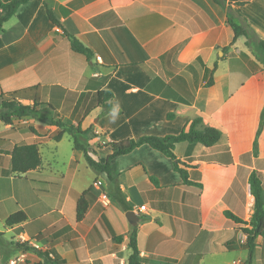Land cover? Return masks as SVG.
I'll use <instances>...</instances> for the list:
<instances>
[{
	"label": "crops",
	"instance_id": "crops-1",
	"mask_svg": "<svg viewBox=\"0 0 264 264\" xmlns=\"http://www.w3.org/2000/svg\"><path fill=\"white\" fill-rule=\"evenodd\" d=\"M44 1L91 48L92 61L72 50ZM228 3L264 40V0ZM5 29L0 93L41 86L55 106V118L77 124L83 117L84 136L102 163L112 152L108 142L179 134L197 116L223 135L211 147L176 145L182 167L201 189L185 185L173 160L148 144L116 157L118 183L130 205L125 210L114 200L106 175L88 164L70 134L73 149L62 158L60 144L68 133L56 141L50 136L57 127L42 120H0V264L22 254L25 261L18 264L41 263L45 254L56 257V264H129L134 229L140 264H248L247 236L225 212L253 219L250 176L258 171L264 178V124L254 154L264 110V68L244 37L232 44L234 30L221 5L214 0H30ZM244 53L258 67L250 75L238 68L241 63V70L249 69ZM236 58L241 59L234 70ZM216 63L214 83L206 86V69ZM99 88L114 93L112 107L120 108L115 122L110 111L101 114V107L89 113L79 107ZM22 143H37L42 156L41 165L26 174L12 171V150ZM85 190L91 192L89 204L78 221L77 198ZM101 192L109 197L105 203ZM18 211L27 214L26 221L7 225ZM128 211L138 216L136 224ZM251 259L264 264V237L257 238Z\"/></svg>",
	"mask_w": 264,
	"mask_h": 264
},
{
	"label": "trees",
	"instance_id": "trees-1",
	"mask_svg": "<svg viewBox=\"0 0 264 264\" xmlns=\"http://www.w3.org/2000/svg\"><path fill=\"white\" fill-rule=\"evenodd\" d=\"M30 0H0V33L5 32V23L11 19L17 9L24 3ZM221 5L226 11L228 23L234 30V44L238 38L244 37L245 44L251 51L255 59L263 65L264 68V40L261 39L255 30L250 26L246 19L240 18L233 10L231 3L228 0H214ZM246 1H240L239 3H245ZM47 9V13L52 22L63 29L66 37L69 39L71 48L73 51L81 53L86 56L88 61H92L94 58V52L85 45L77 36L71 34L56 17L53 9L48 6L44 1ZM241 65V63H240ZM217 68V63L213 69H206L209 79L206 86H210L214 83L213 73ZM251 71H247V75L252 74L258 69L256 63L252 67ZM246 70V69H242ZM70 94V92H69ZM72 94H77L71 92ZM7 96H11L7 98ZM114 98V93L108 89H98L95 93L87 94L84 103H80L81 109L84 108V112L89 113L96 107H101V114H105L112 109L111 101ZM21 99L31 100L32 103H22ZM41 106L49 107L44 115H41L45 110H40ZM54 104L48 101L46 94L42 95L41 86H33L22 90L1 92L0 93V120L7 124H13L15 118H38L47 124L54 125L57 130L50 136L56 141H60L65 133L71 135L74 146L84 151L85 158L88 164L98 173L105 174L108 182L113 186L112 196L122 208L125 210L130 209L124 193L122 192L118 183V167L114 159L120 155L130 153L134 149L144 144L150 145L152 148L157 149L170 157L173 160L175 169L181 174L185 185H198L200 189L202 184L195 183L190 180L189 173L186 168L182 167V160H180L175 154L176 145L180 142H199L207 147H211L216 144L222 137L223 132L220 128L207 125L204 123L202 116L193 118L187 126L179 134H168L165 136L157 135H143L138 138H127L118 141L108 142L105 145L111 146L112 152L109 154L105 163L100 162L94 158L96 150L87 142L84 134L86 130L82 128L83 117H77V124L66 123L62 118H53ZM170 115V117H172ZM264 124V110L261 118L260 129L257 133V138L254 143V154L258 152V135ZM12 171L18 174L30 173V171L37 169L42 163V156L40 148L37 143H22L16 145L11 153ZM250 183L252 187V193L255 201L253 205V219L248 222L238 216L234 215L231 211L227 210L225 213L228 217L234 219L239 223L241 230L247 236V243L250 249V258L248 264H251V258L254 249L257 245V238L264 237V199H263V174L258 171H253L250 176ZM90 190H85L77 198V220H81L87 211L89 204ZM27 214L24 211H18L10 215L7 220V225H14L26 221ZM130 247L133 252L130 256L129 264H140V251L137 243V231L134 229L130 233ZM56 257L50 258L45 254L44 261L38 264H56Z\"/></svg>",
	"mask_w": 264,
	"mask_h": 264
},
{
	"label": "rangeland",
	"instance_id": "rangeland-1",
	"mask_svg": "<svg viewBox=\"0 0 264 264\" xmlns=\"http://www.w3.org/2000/svg\"><path fill=\"white\" fill-rule=\"evenodd\" d=\"M241 58H243L244 60H246L247 61V63L249 64V69H246V70H241L240 69V67H241V65L239 64V66L238 65H236L239 61H240V59ZM241 58H239V59H235L236 60V62L234 63V70L235 69H238L239 68V71L241 72H246L247 73V71H250V69L252 70L253 68V61L250 59L251 57H249V55H247V54H242L241 55ZM238 61V62H237ZM236 66H238V68H236ZM9 97H11V96H7V98H9ZM22 102V101H21ZM23 103V102H22ZM26 103H31V100H28L27 99V102ZM40 110H45L41 115H44L47 111L49 112V107H47V106H41L40 107ZM53 118H55V115H54V112H53V114L51 115ZM31 118H33V117H31ZM58 118V117H57ZM56 118V119H57ZM20 119H22V118H19V120ZM33 119H38V118H33ZM15 120H18L17 118H15ZM40 120V119H39ZM72 149H73V144H72V140H71V137H70V135L69 134H67L66 135V138L62 141V143L60 144V152H61V157L62 158H67V156H69L70 154H71V152H72ZM44 156L45 157H49L50 156V153L49 152H47V151H45V153H44ZM61 167H63L64 169H66V165H62ZM85 175L86 174V170L85 169H82L81 170V175Z\"/></svg>",
	"mask_w": 264,
	"mask_h": 264
},
{
	"label": "built area",
	"instance_id": "built-area-1",
	"mask_svg": "<svg viewBox=\"0 0 264 264\" xmlns=\"http://www.w3.org/2000/svg\"><path fill=\"white\" fill-rule=\"evenodd\" d=\"M97 184V183H96ZM99 185V184H98ZM100 198H101V201L102 202H106V201H108L109 200V197H108V195L106 194V192H101V194H100ZM142 208L144 209L145 208V206H142ZM25 261V255L24 254H22L21 256H18V257H16V258H13L12 260H10V264H18V263H20V262H24Z\"/></svg>",
	"mask_w": 264,
	"mask_h": 264
},
{
	"label": "clouds",
	"instance_id": "clouds-1",
	"mask_svg": "<svg viewBox=\"0 0 264 264\" xmlns=\"http://www.w3.org/2000/svg\"><path fill=\"white\" fill-rule=\"evenodd\" d=\"M119 113H120L119 105L113 106L109 113L111 121L115 122V120L119 116Z\"/></svg>",
	"mask_w": 264,
	"mask_h": 264
},
{
	"label": "water",
	"instance_id": "water-1",
	"mask_svg": "<svg viewBox=\"0 0 264 264\" xmlns=\"http://www.w3.org/2000/svg\"><path fill=\"white\" fill-rule=\"evenodd\" d=\"M126 216L128 217V219L130 220V222L132 223V224H136L137 222H138V216L135 214V212H133V211H128L127 213H126Z\"/></svg>",
	"mask_w": 264,
	"mask_h": 264
}]
</instances>
